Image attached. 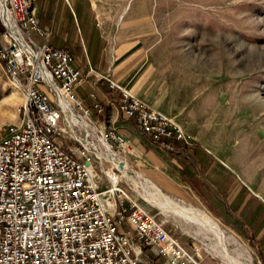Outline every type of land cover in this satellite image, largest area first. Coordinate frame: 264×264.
Here are the masks:
<instances>
[{
    "label": "built area",
    "instance_id": "1",
    "mask_svg": "<svg viewBox=\"0 0 264 264\" xmlns=\"http://www.w3.org/2000/svg\"><path fill=\"white\" fill-rule=\"evenodd\" d=\"M49 35L35 0H0V75L22 99L19 120L0 126V264H143V248L156 264H201L126 182L130 140L92 118L100 102L75 97L80 69ZM96 79L151 143L171 151V139L188 141L141 96Z\"/></svg>",
    "mask_w": 264,
    "mask_h": 264
},
{
    "label": "rangeland",
    "instance_id": "2",
    "mask_svg": "<svg viewBox=\"0 0 264 264\" xmlns=\"http://www.w3.org/2000/svg\"><path fill=\"white\" fill-rule=\"evenodd\" d=\"M88 4L108 41L119 49L129 47L124 56L145 53L142 62L149 65V83L140 87L145 100L179 122L188 141L227 164L252 198L248 197L245 212L233 214L228 222L173 181L161 187L171 197L163 193L184 207L207 213L247 249L251 264H264V209L258 224L247 220L252 204L264 206V0H88ZM12 86L0 75V126L19 120L22 99ZM136 148L141 155L129 153L132 171L126 182L140 203L171 236L197 252L201 264H227L208 230L182 216L166 215L141 199L143 177L157 179L161 174L149 165L150 147L137 143Z\"/></svg>",
    "mask_w": 264,
    "mask_h": 264
},
{
    "label": "crops",
    "instance_id": "3",
    "mask_svg": "<svg viewBox=\"0 0 264 264\" xmlns=\"http://www.w3.org/2000/svg\"><path fill=\"white\" fill-rule=\"evenodd\" d=\"M35 5L39 25L50 33L48 44L68 52L72 56L71 64L80 69L82 83L75 87V97L89 107L97 101L102 104L104 113L95 114L92 110V118L101 121L100 127H113L116 132L128 138L130 154L141 155L140 148H136L137 143L142 148L144 145L150 147L147 149L149 165L159 172L161 177L156 179L147 175L152 181L145 176L144 178L155 184L161 193L164 192L161 187L166 188L165 182L168 181H173L177 187L188 188L203 200L212 214L224 221L229 222L233 219V214L245 212L250 195L244 189L247 188L245 183L237 178L227 164L192 140L183 143L171 139L170 143L174 146L171 151L163 150L157 144L151 143L139 132L134 119L125 118L117 110L118 92L110 90L104 79H96L98 73L107 75L121 87H126L144 100L147 99V96L141 95L140 90V87L143 88L149 83L146 75L149 65L142 62L145 57L143 51L124 56L129 47L119 49L112 45L96 16L92 14L88 0H35ZM179 127L183 131L180 124ZM162 151L170 154H162ZM127 163L128 165L132 163L129 157ZM252 206L247 215V220L252 221L251 225L258 224V218L264 209L260 202ZM142 253L143 264L157 263V258L147 248H143Z\"/></svg>",
    "mask_w": 264,
    "mask_h": 264
},
{
    "label": "bare ground",
    "instance_id": "4",
    "mask_svg": "<svg viewBox=\"0 0 264 264\" xmlns=\"http://www.w3.org/2000/svg\"><path fill=\"white\" fill-rule=\"evenodd\" d=\"M143 181L144 182L142 190L144 191V193H139L141 199L151 204L152 206H155L161 212H165L166 215L170 214L175 216H182L191 223L193 222L194 224L199 226V228L208 230L213 235L215 240H217L216 242H218L220 247L219 254L223 256V259L226 260L227 264L252 263V255L247 251V249L243 247L237 239H234L232 236L226 234L225 231L220 228V226L217 225V223L207 213L196 208L184 207L179 202L176 203L172 199L161 193L156 185L150 182L148 179L143 177ZM229 248H231V252L234 255L230 254Z\"/></svg>",
    "mask_w": 264,
    "mask_h": 264
}]
</instances>
